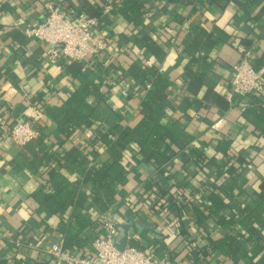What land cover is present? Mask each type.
I'll return each instance as SVG.
<instances>
[{
	"label": "crops",
	"instance_id": "obj_1",
	"mask_svg": "<svg viewBox=\"0 0 264 264\" xmlns=\"http://www.w3.org/2000/svg\"><path fill=\"white\" fill-rule=\"evenodd\" d=\"M50 1L61 5L72 17L81 13L100 21L103 17L109 18L110 23L100 22L96 34L114 50L112 54H103L94 60H102L112 68L116 83L111 84L106 92L105 102L111 111L122 118L124 125L134 127L139 123L141 116L138 111L145 97L142 88L129 76L131 68L136 65L158 67L172 81L170 95L174 104L180 105L185 98H190L193 103L198 101L188 111L189 120L186 121L187 132L194 137L192 147L203 150L207 160L215 158L220 161L223 157L216 153V147L222 142H230L229 156H241L249 163L252 177L245 179L255 178L253 187L259 191L264 181V130H257L253 123L245 119L244 112L245 107L253 103V97L264 102V87L254 96L236 98L233 102H229L226 96L231 90L232 68L241 59L244 41H248L246 46L251 52L252 64L264 54V10L260 14L263 4L243 11L238 5L222 9L207 0H201L195 8L171 4L168 0H151L149 13L136 26L129 25L121 16L111 15L113 4L118 0H0V256L8 258L9 264H15L18 251L11 249V241L24 239L35 243V247L27 250L37 262L44 263L52 260L48 248L61 240L56 232L60 219L46 216L34 200V195L44 187L46 176L33 175L24 168L15 167V162L21 161L22 148L13 143L9 132L16 122L33 124L48 137L47 146L57 155L77 147L85 154L89 166L101 165L108 159L106 148L98 141V135L105 131L103 127L98 126L94 132L91 129L81 130L71 142L66 143L46 114L48 108L59 105L66 94L77 87L62 66L65 61L61 59L57 64L50 63L47 60L50 47L28 39L24 34L26 28L46 18V7ZM108 7L110 10L106 12ZM193 28L209 33L219 29L231 40L212 50L206 86L198 97L187 90V61L181 59L182 41ZM14 33L24 36L26 40L19 42L13 37ZM145 33L163 46L166 56L162 63L141 53L138 45L134 44V39ZM126 39L129 42H125ZM189 158L191 160L179 158L175 161L173 175L177 182L187 186L184 192L179 193L181 201L199 206L203 199L194 192L203 186L200 176L203 167L195 159ZM215 171L212 167L208 175L212 184ZM64 173L72 180L78 178ZM155 173L156 169L151 165L132 167V174L119 194L118 207L124 216L123 223H130L133 227L136 221V224L143 225L141 219L134 218V211L141 210L148 226L157 230L159 241L168 251L175 252V262L194 264L189 251L202 244L197 239L196 231L191 230L193 225H188L192 235L184 239L183 225L168 224L161 214L152 212L140 197L144 181L155 177ZM129 199L135 202V210ZM110 215L114 219L113 213ZM218 232L213 229L212 235ZM156 236L152 231L148 232L146 238L131 233L128 241L138 242L145 252L158 256L156 253L160 249L154 245ZM165 256L170 258L168 252ZM210 264L230 262L215 254Z\"/></svg>",
	"mask_w": 264,
	"mask_h": 264
},
{
	"label": "trees",
	"instance_id": "obj_2",
	"mask_svg": "<svg viewBox=\"0 0 264 264\" xmlns=\"http://www.w3.org/2000/svg\"><path fill=\"white\" fill-rule=\"evenodd\" d=\"M150 1L118 0L113 4L111 15L121 16L129 25L138 26L149 13ZM207 1L222 9L238 5L243 11L257 4L264 5V0ZM168 2L195 8L201 0ZM263 10L264 7L260 14ZM108 19L103 17L100 22L110 23ZM13 37L21 43L26 40L18 33H14ZM125 42L129 41L126 39ZM133 42L141 53L152 56L159 63L164 61L166 52L163 46L148 33L136 37ZM230 42V36L219 29L209 33L193 28L184 37L181 59L187 61L185 71L189 78V92L196 97L201 94L210 71L212 50L219 44ZM247 42L245 40L242 44L241 58L249 51ZM252 65L256 70L264 68V54ZM62 66L77 87L66 94L59 105L48 108L46 114L66 143L71 142L81 130L91 129L94 132L98 126L103 127L105 131L98 135V141L106 148L108 159L101 165L89 166L85 154L77 147L57 155L48 148V137L41 133L22 148L21 161L15 162V167L24 168L33 175L46 176L44 187L34 195V200L46 216L60 219L56 232L63 239L65 248H74L81 255L90 252L95 240L102 235L99 221L102 215L113 213L116 222L123 223L124 216L118 207L120 190L131 176L132 167L145 164L155 167L156 176L144 181L140 197L152 212L161 214L168 224L183 225L184 239L192 235L188 225H193L191 230L196 231L202 245L189 251L192 263L210 264L213 256L219 254L230 264H264V181L259 191L254 189L255 178L245 179L252 177L249 163L241 156H229L231 143L228 141L218 144L215 149L223 157L220 161L215 158L207 160L203 150L192 147L194 137L187 132L186 121L189 120L188 111L198 101L193 103L190 98H185L180 105L174 104L170 95L172 81L168 75L155 66H133L129 76L142 88L145 97L138 111L141 120L131 127L124 125L122 118L105 102L106 92L111 84L116 83L109 64L93 60L65 62ZM104 88L106 91H103ZM263 104L261 99L253 97V103L248 104L244 112L245 119L262 132ZM189 157L203 167L200 173L203 186L194 192L203 199L199 206L181 201L179 193L184 192L187 186L177 182L173 175L175 161L179 158L191 160ZM212 167L216 170L214 184L208 179ZM64 171L78 178L72 180ZM128 202L135 210V202L131 199ZM134 215L136 220L141 219L143 225L133 222V234L146 238L152 231L157 235L155 227L148 226L141 210L134 211ZM213 229L219 232L212 235ZM20 241L23 243L20 247L10 244L19 255L14 258L15 264H54L53 259L37 262L27 250L26 241ZM127 245L145 251L133 240ZM154 245L160 249L156 253L158 257L162 258L168 252L172 264H177L175 252L168 251L157 236ZM0 264H9V259L0 256Z\"/></svg>",
	"mask_w": 264,
	"mask_h": 264
},
{
	"label": "built area",
	"instance_id": "obj_3",
	"mask_svg": "<svg viewBox=\"0 0 264 264\" xmlns=\"http://www.w3.org/2000/svg\"><path fill=\"white\" fill-rule=\"evenodd\" d=\"M110 7L106 8V12ZM46 18L35 26L25 29L28 39L39 41L50 47L47 60L57 64L63 59L67 64L73 62L93 61L103 54H112L114 47L96 34L100 20L85 14L69 16L61 5L50 1L46 7ZM62 45L63 48H57ZM251 52L247 51L232 68L231 90L227 100L248 98L264 87V68L256 70L251 63ZM149 87H147L148 89ZM41 132L31 123L18 121L9 132L13 143L23 148L37 139ZM102 235L95 240L92 250L81 255L74 248H65L64 241L51 244L48 254L54 264H172L168 256L162 258L145 251L127 246L119 249L115 240L119 235L116 221L110 213L99 219ZM17 247L23 245L20 240L11 241ZM37 245V244H36ZM28 248L35 247L34 242L26 241Z\"/></svg>",
	"mask_w": 264,
	"mask_h": 264
},
{
	"label": "water",
	"instance_id": "obj_4",
	"mask_svg": "<svg viewBox=\"0 0 264 264\" xmlns=\"http://www.w3.org/2000/svg\"><path fill=\"white\" fill-rule=\"evenodd\" d=\"M57 48L61 49L63 48V46L59 45L57 46ZM116 228L118 229L119 235L115 240V244L119 249L123 250L127 247L129 235L132 233L133 230L132 225L127 222H116Z\"/></svg>",
	"mask_w": 264,
	"mask_h": 264
}]
</instances>
